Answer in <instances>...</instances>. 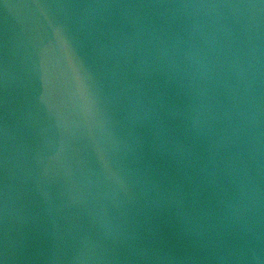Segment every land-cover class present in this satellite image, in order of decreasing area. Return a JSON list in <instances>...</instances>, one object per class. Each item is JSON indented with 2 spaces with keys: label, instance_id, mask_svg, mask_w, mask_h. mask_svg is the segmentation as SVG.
Masks as SVG:
<instances>
[{
  "label": "water",
  "instance_id": "obj_1",
  "mask_svg": "<svg viewBox=\"0 0 264 264\" xmlns=\"http://www.w3.org/2000/svg\"><path fill=\"white\" fill-rule=\"evenodd\" d=\"M0 115L264 203V0H0Z\"/></svg>",
  "mask_w": 264,
  "mask_h": 264
}]
</instances>
